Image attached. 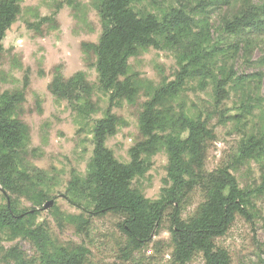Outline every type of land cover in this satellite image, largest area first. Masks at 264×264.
I'll return each instance as SVG.
<instances>
[{
    "label": "trees",
    "instance_id": "obj_1",
    "mask_svg": "<svg viewBox=\"0 0 264 264\" xmlns=\"http://www.w3.org/2000/svg\"><path fill=\"white\" fill-rule=\"evenodd\" d=\"M22 1L0 0V61L3 40L20 14ZM147 1L156 0H92L101 31L96 43H83L81 49L97 73L96 85L82 72L65 79L58 67L54 68L47 91L56 101L67 102L81 121L91 120L98 112L93 101L95 93L108 96V107L101 119L93 121V149L85 174L81 176L72 169L63 194L68 205L80 214H64L57 207L50 214L60 231L71 227L82 235L92 218L118 217L121 223L117 226L126 239V257L150 244L157 247L159 242L154 239L167 221L171 264H187L196 254L202 255L205 264H231L228 253L216 247L215 241L226 235L237 217L248 218L252 196L264 194V171L252 192L240 188L226 166L208 171L207 153L216 139L215 132L207 120L189 112L184 91L187 81L209 79L219 105L226 98L227 84L235 80L219 79L212 72L216 54L214 49L208 51L211 39L207 0H197L188 11L185 6H168L159 10V16L135 10V5ZM209 1L228 6L237 0ZM41 22L53 20L43 18ZM222 29L234 37L263 34L264 4L244 3L236 15L224 21ZM150 48H166L174 53L178 69L173 80L160 74V82L155 85L131 72L129 61ZM25 88L26 84L20 91H0V262L92 264L87 248L59 242L51 236L45 221L37 222L36 208H42L49 199L45 190L49 177L31 165L35 150L29 149L30 129L16 116L25 99ZM140 98L145 100L140 102ZM122 102L129 106L139 103L140 108L138 139L127 152L128 163L119 162L106 147L107 140L127 125L112 112ZM160 152L167 156L166 176L158 199L151 201L133 186V181L149 171L152 158ZM237 160L262 163L264 140L255 135L242 140ZM195 193L202 201L186 216ZM22 201L32 207L21 209ZM3 234L11 241H28L37 259L28 258L17 246L4 248Z\"/></svg>",
    "mask_w": 264,
    "mask_h": 264
},
{
    "label": "rangeland",
    "instance_id": "obj_2",
    "mask_svg": "<svg viewBox=\"0 0 264 264\" xmlns=\"http://www.w3.org/2000/svg\"><path fill=\"white\" fill-rule=\"evenodd\" d=\"M196 1H147L134 8L137 12L148 11L159 16V10L168 6L181 5L188 11ZM246 2L257 6L264 4V0H237L228 6L216 5L209 0L205 2L209 4L206 13L211 39L208 51L214 49L216 54L212 72L219 79L228 77L235 80L227 84L226 98L221 104H216L210 80L199 78L187 81L184 97L189 112L207 120L215 132L216 139L207 153L206 169L211 171L226 166L239 187L252 192L259 186L264 161L237 160V148L250 135L264 140V33L234 37L222 29L224 21L236 15ZM20 8L16 22L3 40L0 91H20L26 84L25 99L18 107L16 116L30 129L29 149L35 150L30 163L48 173L45 190L49 195L48 201H54L49 210L36 208L39 211L37 222L45 221L51 236L59 242H73L87 248L92 264H171L167 221L160 235L154 239L159 242L157 247L150 244L129 257L123 251L126 239L117 226L121 220L116 216L92 218L83 235L71 227L63 231L57 228L50 214L53 207L64 214H80V211L68 205L63 194L72 169L81 176L85 174L93 149L90 130L93 121L103 117L108 107V96L95 93L93 101L98 105V112L91 116V120L81 121L67 102L56 101L50 95L47 85L55 67L65 79L82 72L90 83L97 84V73L91 65L92 61L87 60L82 52L81 45L96 43L101 31L100 22L92 7V0H23ZM43 18H51L53 23H42ZM129 65L132 73L155 85L160 82V74L173 80L178 69L174 53L166 48H150L140 57L131 59ZM238 78L239 81L236 80ZM144 100L140 98V102ZM36 101L40 113L36 109ZM139 111V103L129 106L122 102L112 109L127 123L106 142V147L121 163H128L127 152L138 139ZM166 165L167 156L165 152H160L152 158L149 171L133 181V186L148 200L158 199L163 187L162 180L166 176ZM201 201L199 194H193L186 216ZM251 203L253 207L248 210V218L237 217L226 235L215 241L216 247L228 253L231 264H264V194H254ZM31 207L28 202L20 203L21 209ZM1 240L4 248L17 246L28 258L37 259L36 250L28 241H11L4 234ZM187 264L205 262L201 254H196Z\"/></svg>",
    "mask_w": 264,
    "mask_h": 264
},
{
    "label": "water",
    "instance_id": "obj_3",
    "mask_svg": "<svg viewBox=\"0 0 264 264\" xmlns=\"http://www.w3.org/2000/svg\"><path fill=\"white\" fill-rule=\"evenodd\" d=\"M54 201L50 200L44 204V206L41 208V210L46 211L49 210L53 206Z\"/></svg>",
    "mask_w": 264,
    "mask_h": 264
}]
</instances>
